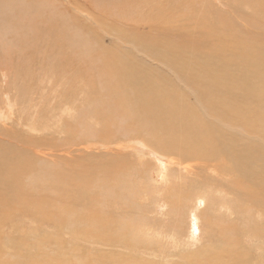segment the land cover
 Listing matches in <instances>:
<instances>
[{
	"label": "bare ground",
	"instance_id": "1",
	"mask_svg": "<svg viewBox=\"0 0 264 264\" xmlns=\"http://www.w3.org/2000/svg\"><path fill=\"white\" fill-rule=\"evenodd\" d=\"M250 1L237 0L238 4L232 5L226 2L225 8L232 12L231 16L237 15L242 21H247L251 27L260 28L264 31V22H261V20H264V0H255V5H252ZM238 5L239 7H249L251 11L260 13V16L254 17L243 13V11L238 9ZM162 12L160 11L159 14L154 12V14L150 13L152 15L146 16L150 24L154 25V28H152L153 32H156L154 35L149 32H141L138 36L135 31H123L118 34L120 35L121 43L111 47L112 51L106 52V55L98 52L97 56L102 59L103 65L112 74V78L110 77L112 91L110 93H112L111 96L116 97L118 100L115 104L122 105L130 114V117H133L132 113H137V111L140 112L138 115L143 114L137 119L142 124L138 125L135 123V127L138 129L145 128L147 133L151 135H153L154 131L158 134L159 138L152 142L155 145H161L162 155H165L164 152L168 153L167 155H177V162L168 157L167 159L169 160L163 157L158 159H161L167 166L174 163L176 169L182 173L177 175L176 171H173L172 173L177 177L175 179L181 180L179 176L184 175L187 185H184L182 180H178L179 182L175 183L167 175L168 170H166V174L162 175L161 184H156L157 186L152 188L149 185L148 188L151 189L143 188L142 192L138 191V187L133 188L131 185L127 187L125 193L127 195L129 193L131 198L135 193L134 198H137V200L141 194L145 196L144 198L150 197V195L155 198L157 194H161V199L170 207L169 209L175 211L170 212L168 209L166 213V219L169 220L168 223L171 227L170 234L164 230L160 232L158 230L156 234L153 233L150 228L155 225L149 223L147 216L142 218V215L149 211L144 210L145 207L140 209V203L131 199L125 202L128 206V209H126L125 203L119 202L118 197L115 195V189H112L109 182L104 183L106 187L103 186L97 190L88 185L89 181L85 183V187L89 190L83 189L84 186L79 187L74 182L70 183V188L68 185L62 186V191L49 195V202L58 209L63 208V210L59 209L61 210L59 213L56 212L59 214L62 226L65 223H72L73 225V223L82 222L86 227H74L75 229L69 230L68 240L63 235V232H59L61 236L58 234L46 235L41 240H44L42 242L45 246H49L53 242L55 250L52 253H48L45 248L38 249L36 253L33 248H30V244L33 245L35 241L34 243L32 242L28 233H20L18 236L10 234L9 237L5 238L6 241L2 245L11 247L13 251L16 247L17 252H14L12 260L11 256L3 257L0 251V264H153L145 258H139L137 262H133L131 258L134 255L127 251H134V249L144 250V248H138L142 245H147V239L146 237L144 239V236H157L162 232H165V238H170L173 244H178L179 248L184 249L183 246L190 247L189 240L191 238L194 239L195 236L193 234L199 232V230L206 236L204 244L195 249H186L189 250V253L180 256L183 261L172 262V264H264V37H250V39H247L248 37L245 34L246 38H244L239 30H235V26L229 29V24L223 21L226 18L222 17L226 14L219 16L218 12H214L216 13V15L214 14L216 22L215 19L209 20V22L203 21L200 26L204 29L202 36L190 37V35H185L180 41H174L166 36L170 32V28L166 31L157 30L163 24L162 15H165V13ZM77 18L79 17H73L72 21L75 22ZM52 19L47 17L48 21H52ZM164 20L165 24L171 23L170 18H164ZM38 21L40 23L41 19ZM74 24L79 25V29L83 30L82 23L76 21ZM189 24L193 23L190 21ZM76 25L75 29L77 30L78 27ZM97 25L111 30L116 29L112 25L107 27L100 19L97 20ZM232 25L234 24L231 23ZM50 26H52L50 27V30H52L54 25L51 24ZM234 30L236 31L235 33H238L237 36L233 35ZM62 31L64 33V29ZM21 36H24L23 33H21ZM58 37L57 35L55 36V38ZM32 38L36 39L39 37L33 35ZM27 39L25 37L19 38L18 45L24 50L31 48L33 53L30 50V56L35 59L41 61V58L43 60L46 58L44 57L46 47L52 48L58 55L60 54L59 47L44 43V46H40V51L37 52L32 49L31 42L34 39ZM122 42H128L133 47H125L124 45L126 44ZM161 43L164 44L157 49L156 46ZM140 51L151 56L150 58L158 62L159 65H163L166 71L158 67H150L151 63H146L147 60L144 62L145 58L143 60L137 55ZM22 52L25 55L26 52ZM93 54L95 56V53ZM93 54L91 55L92 57ZM131 56H136L139 61L136 62ZM77 76L76 74L75 78ZM171 76L181 81L185 85V89L188 88L190 91H180L170 86L169 80ZM178 80L175 81L179 82ZM171 81L175 83L174 80ZM245 95L249 96L245 98ZM189 96L194 97L193 103H188ZM10 97L7 96V101H5L9 111L14 105ZM247 102L248 106L243 110V106ZM153 115L156 117L155 121H151ZM148 122H151L152 125L148 124ZM2 141H6V139H2ZM11 144L13 142L8 141L5 146ZM149 149V151L146 150L148 154L150 153L154 157L161 156L153 148ZM34 152L37 155L40 154L38 151ZM5 153L4 146L0 145V179L5 180L9 176V179L17 181L20 173L12 171L10 173V170H2L10 163V155H5ZM181 158L187 161L196 159L201 163V166L186 164ZM220 161L222 165H218ZM202 162L207 167L209 166V169L218 165L220 169L223 168L234 178L224 184H216L218 186L213 185V180H209L211 190L197 189L202 191L203 194L195 195L192 185L195 184L196 179L203 180L195 172V168L204 170L205 167H203ZM11 165L12 170L13 168H21V160L19 159V161ZM217 171V169H212V172ZM33 176L36 177L37 174H33ZM25 179L28 180V178ZM40 182V178L32 179L27 184V188L39 187ZM45 182L52 184L48 181ZM163 183L164 185L166 183L165 187L162 185ZM135 184H138L137 180ZM158 188L162 191H158ZM166 189H170L171 193L168 192L165 195L164 191ZM82 192H88V195ZM104 193L108 195L105 207L111 206L110 208H112V206L117 205L116 210L102 209L101 202L94 201L95 198H99L102 201ZM199 197L203 198L201 201L205 205L204 209H200L197 212L199 209L198 205H200ZM75 198L77 201L76 205L82 210L78 208L73 210V200ZM109 198H112L113 202L109 201ZM4 200L5 198L0 195V202ZM121 200L124 201L125 198L122 197ZM189 202H191V205H189ZM13 203L15 202L11 204L13 207L18 205L16 203L13 205ZM184 207L185 211H187L186 217L189 219L185 230L188 232H184L183 222L179 221ZM124 208L128 210L126 215ZM25 209L23 207L24 211H26ZM100 209H102L104 217ZM193 212L194 217H196L195 220L198 222L197 226H193L190 219ZM56 213L55 215H57ZM46 214L47 216L50 215ZM133 215L135 218H133ZM12 217L11 214L7 215L5 210L3 215L0 216V229ZM115 217L124 219L122 224H115L113 222ZM204 224L206 225L205 229L202 228ZM12 227L15 228L13 225ZM115 229L120 230L119 235L113 232ZM186 238L187 241L181 245ZM64 240H66L65 243L63 242ZM72 242H81L84 246L80 244L74 245ZM98 243L113 246L114 249L108 251L91 249L93 244ZM20 246L23 248L24 254L20 253ZM5 250L11 255L10 249L5 248ZM29 250L31 252L26 254L25 251ZM122 250L125 251L123 252ZM150 251H163L165 254H169L165 252L164 247H157L156 250L151 249ZM91 254L92 257H89ZM247 259L248 261L246 262Z\"/></svg>",
	"mask_w": 264,
	"mask_h": 264
},
{
	"label": "rangeland",
	"instance_id": "2",
	"mask_svg": "<svg viewBox=\"0 0 264 264\" xmlns=\"http://www.w3.org/2000/svg\"><path fill=\"white\" fill-rule=\"evenodd\" d=\"M226 2L229 5L238 4L237 0H0V145L4 146L5 155H10V163L2 170H10V173L11 171L20 173L17 181L9 179V176L5 180L0 179V195L5 198L3 202H0V211L1 209L3 212L6 210L7 215L11 214L13 216L0 229V251L3 257L11 256L13 260L14 252H17L16 247L13 251L11 247L2 245L6 241L5 238L9 237L10 234L18 236L20 233H28L32 242L34 243L35 241L33 245L30 244V248H33L36 253L40 248H45L48 253H52L55 250L53 242H51V245L45 246L44 240H41L46 235H60L59 232H63V235L68 240L69 230L74 227H86L82 222L73 223V225L75 224L74 226L72 223H65L62 226L58 213L63 208H59L61 209L59 210L49 202V195L62 191V186L68 185L70 188V183L74 182L79 187L84 186L83 189L86 190H89L85 187V183L88 181V185L96 190L103 186L106 187L104 183L109 182L112 189H115V195L118 197L119 202L125 203L131 199L140 203V209L145 207L144 210L152 212H145L142 218L147 216L149 223L155 225L150 228L153 233L156 234L158 230L159 232L164 230L170 234L171 227L168 223L169 220L166 219V213L170 207L161 199L162 195L157 194V198L150 195L146 199L140 193L141 195H139L137 200V198H134L135 193L132 198L129 197V193L128 195L125 194L126 189L132 185L133 188L138 187V191L142 192L143 188H148L149 185L151 188L155 187L161 184L162 175L166 174V170H168L167 175L175 183L182 180L183 184L187 185L185 183L186 177L180 175L179 178L181 180L175 179L177 177L172 173L173 171H176L177 175L179 173L182 174L180 170L176 169V165L172 163L167 166L161 159H158L159 157L164 159L168 157L176 162L178 161L175 154L167 155L168 153L164 152L165 155H162L161 145H155L152 142L159 138L155 131L151 135L147 133L145 128L138 129L135 127V123L138 125L142 124L137 119L143 114L138 115L140 112L137 111V113H132L133 117H130V114L122 105L115 104L118 100L116 97L111 96L112 93H110L112 91V81L110 79L112 74L107 71L97 53L100 52L102 55H106V52H111V47L121 43L120 35L118 34L123 31H135L138 36L141 32H149L154 35L156 33L152 29L154 25L150 24L146 16L152 15L154 12L159 14L162 10L166 15H162V23L164 25L161 24V27L157 30L166 31L170 28V32L166 36L174 41H180L185 35H190V37L202 36L204 29L200 26L203 21L209 22V20L215 19L216 22V17L214 16L216 13L214 12H218L219 16L226 14L222 16L226 18L223 21L229 24V29L235 26V30H239L242 37L246 38V35L247 39H250V37H264L263 29L251 27L247 21H242L237 15L231 16L232 12L225 8ZM250 2L252 5L256 4L255 0ZM238 9L254 17L260 16V13L251 11L249 7H239ZM77 16L79 18L76 21L82 23L83 30L79 29V25L74 24L76 21H72L73 17ZM47 17L48 19L53 18L52 21H48ZM164 18H170L171 23L165 24ZM39 19H41L40 23ZM99 19L107 27L112 25L116 29L111 30L98 26L97 20ZM190 21L193 24H189ZM199 22L200 24H198ZM230 22L234 25L231 26ZM261 22H264V20H261ZM51 24L54 25L52 30H50ZM178 24L182 25V27ZM75 25L78 27L77 30ZM61 28L64 29V33H62ZM235 30L233 35L237 36L238 33H235ZM20 32L24 36H21ZM66 33L70 36H67ZM33 35H37L39 38L34 39L32 38ZM56 35L59 37L55 38ZM21 37L28 38L27 40L34 39L31 42L32 49L37 52L40 51V46L49 44L59 47L60 54L58 55L54 49L46 47L44 55L46 58L44 60L41 58V62L30 56L31 48L24 50V48L19 47L18 43ZM123 44H126L124 46L128 48L133 47L128 42ZM163 44L157 45V49ZM22 51L26 52H24L25 55ZM93 53H95V56ZM21 54L22 56L20 57ZM92 54L93 57L91 56ZM137 55L143 60L145 58L144 62L147 60L148 62L146 61V63H151L150 67H158L166 71L164 66L159 65L158 62L150 58L151 56L143 54L141 51ZM131 58L136 62L139 61L136 56H131ZM150 60L152 61L149 62ZM76 74L78 75L77 78H75ZM101 75L103 76L101 77ZM171 80L175 81L178 79L171 76L169 80L170 86L180 91H190L188 88L185 89V85L181 81L178 80L179 82L175 81V83H172ZM7 96H11V101L14 102L11 111L6 107ZM247 96L249 95H245V98ZM141 97L143 96L141 95ZM194 100L193 96H189L187 101L188 103H193ZM187 105L189 106V104ZM247 106L248 102L243 106V110ZM155 119L156 117L153 115L151 121H155ZM148 124L152 125L151 122H148ZM2 139H6V141H2ZM8 141L13 142V144L5 146ZM149 148H153L161 156L154 157L150 153L148 154ZM34 151H38L40 154L37 155ZM19 159L21 160V168H13L12 170L11 164L19 161ZM181 160L186 164L201 166V163L196 159L187 161L181 158ZM209 162L214 163L213 161ZM202 164L205 167L204 170L195 168V172L203 178V180L196 179L195 184L192 185L195 195H201L202 191L200 190H211L209 180H213V185L218 186L216 184H224L234 178L223 168L220 169L218 167V165H222L221 161L215 168L211 169L204 162ZM212 169H217L218 171L212 172ZM33 174H37L36 177L41 179L40 185L36 188H27V184L32 179H37ZM25 178H28V180ZM136 180L138 184H135ZM162 185L165 187L166 183ZM158 191L162 190L158 188ZM168 192L171 193L170 189L164 191L165 195ZM82 193L87 194L88 192ZM122 197L125 198L124 201L121 200ZM76 198L73 200L74 206L72 208L73 210L76 208L82 210L76 205ZM107 198L108 195L104 193L102 201L99 198H95L94 201L101 202L102 209H105ZM201 200L203 198L199 197L200 205H198L199 209L197 212L200 209H204L205 204ZM109 201L113 202V199L109 198ZM12 202L18 205L13 207L11 206ZM189 205H191V202H189ZM23 207L26 208V211L23 210ZM110 207L108 206L106 209L116 210L118 206ZM127 207V203H125V208L128 209ZM102 209L100 211L104 217ZM126 209L125 215L128 213ZM2 211L0 216L3 215ZM169 211L175 212L170 209ZM186 212L184 207L179 220L183 222L184 232H188L185 231L189 221L186 217ZM46 213L50 215L47 216ZM53 213L57 215L54 216ZM110 214L112 215V213ZM190 217L192 225L197 226L198 222L195 220L194 212ZM133 218H135L134 215ZM122 220L124 219L115 217L113 222L122 224ZM12 225L17 228L16 231ZM202 228L205 229L206 225L204 224ZM113 232L120 234L119 229H115ZM165 232L157 236H144V239L145 237L147 239V245L138 247L144 248V250L134 249V251H127L134 255L131 261L137 262L139 258H145L153 264L182 262L183 258L180 256L189 253V250L186 249H195L202 246L206 238L199 230V232L194 233L195 235L193 234L195 236L194 239L191 238L189 240L190 247L183 246L184 249H181L178 244H173L170 238H165ZM65 241L63 242L65 243ZM186 241L187 238L181 245ZM72 243L84 246L81 242ZM146 247L147 249H145ZM157 247H164L165 252L170 255L165 254L163 251H150L151 249L156 250ZM5 248L10 249L11 255ZM91 249L108 251L113 250L114 247L98 243L93 244ZM20 250V253L24 254L21 246ZM122 251L124 252L125 250ZM30 252L31 250L25 251L26 254ZM89 257H92V254Z\"/></svg>",
	"mask_w": 264,
	"mask_h": 264
}]
</instances>
